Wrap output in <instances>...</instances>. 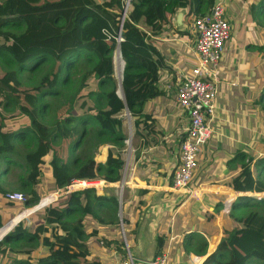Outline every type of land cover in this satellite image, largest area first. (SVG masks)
I'll use <instances>...</instances> for the list:
<instances>
[{
	"label": "trees",
	"instance_id": "trees-1",
	"mask_svg": "<svg viewBox=\"0 0 264 264\" xmlns=\"http://www.w3.org/2000/svg\"><path fill=\"white\" fill-rule=\"evenodd\" d=\"M123 2L0 0V175L8 170L1 169V163L14 161L11 156L17 142L25 140L24 143L30 146L25 155L26 174L22 183L29 195L18 214L44 196L66 188L74 179L121 180L125 164L121 151L126 148L124 115L127 110L134 121V138L140 139L136 161L141 160L145 147L160 145L164 141L158 117L145 111L148 101L165 93L159 86L162 65L156 37L165 26L173 23L179 9H187L191 18L208 12L215 0H131L123 22V40L119 43ZM260 4L263 5L264 0ZM256 6L258 4H252V8L256 9ZM118 49L124 61L118 59L116 63L119 77L124 65V99L117 93L115 78L114 54ZM33 57L35 63L30 65L28 61ZM72 69H76L79 75L76 90H73ZM27 70L33 72L31 74L46 73L36 84L27 85L23 81ZM92 77L96 78L99 90L81 94ZM63 89L72 95V105L78 101L83 115L76 123L70 114H61L57 121L49 123L47 118L52 116L54 103L45 100L60 98L65 94ZM94 97L95 104L92 102ZM258 101L264 117V87ZM95 125L100 143L108 142L111 146L104 161L98 162L92 155L79 163L77 157L61 156L66 147L72 154L87 135V128L95 129ZM73 138L76 143H72ZM58 140L62 143L58 144ZM262 151L263 155L259 157L240 150L236 152L229 162L246 159L248 162L227 180V184L240 192H264V148ZM140 165L138 175H141ZM44 166L52 169L55 179L59 178L55 190L50 192L44 186L39 187ZM174 171L169 183H172ZM137 189L135 199L139 198L138 203L135 201L130 210H126L125 201L122 203V223L131 249L140 217L149 204L144 199L149 190ZM0 192L7 193L1 185ZM221 205L222 201L217 204L216 212H220ZM261 205L264 206V197L257 199L244 195L239 198L226 215L216 249L204 264H250L252 259L257 260L255 264H264V212L250 209L246 214L238 213L250 206ZM108 209L116 213L119 209V198L114 190H107L104 194L93 189L68 194L30 214L29 220L35 218L33 223L18 222L0 241V247L19 245L18 253L27 254L25 258L12 256L10 264H103L101 257L93 253L95 244L106 246L108 250L115 247L121 255L126 253L121 221L111 224L103 214ZM205 216L212 225L210 233L205 232L216 235L218 228L213 225L214 214L205 212ZM1 217L0 212V229L5 225ZM97 222L102 226L98 227ZM2 234L3 229L0 236ZM156 242L155 256H158L167 251L169 235L165 231L157 234ZM34 243L36 245L31 249H24ZM207 248V239L196 232L183 238L184 259H190L192 253L205 255ZM39 249L44 253L38 254ZM9 250L14 251L4 247L0 254L5 255Z\"/></svg>",
	"mask_w": 264,
	"mask_h": 264
},
{
	"label": "crops",
	"instance_id": "crops-1",
	"mask_svg": "<svg viewBox=\"0 0 264 264\" xmlns=\"http://www.w3.org/2000/svg\"><path fill=\"white\" fill-rule=\"evenodd\" d=\"M249 1L225 0L226 15L231 24V38L235 32L237 20L242 22V31H244L245 37L243 40H232L226 45L220 64L221 82L218 89V103L222 113L221 117L215 121V133L199 156L198 170L193 177V184L195 185L230 186L227 184V179L242 169L240 166L234 165L240 160L229 162L236 152L240 150L248 155H257L258 153L256 157L260 154L263 155V151H260L259 147L258 150L254 149L259 139L260 126L258 125L257 114L261 113L259 112L258 100L264 87V84L261 83L264 77V56L261 57V55L256 54L250 42L254 35L252 28L256 29L259 25L248 13L252 4H256L258 0ZM190 23L191 18L187 15V9L181 8L175 14L173 23L165 26L163 32L156 37L162 65L159 86L165 93L157 99L148 101L145 104V111L152 112L158 117L164 141L160 145L145 147L141 160L136 161V157H134L133 162L129 163L130 167L126 177L132 183L156 186L170 184L172 172L179 161L181 131L185 118L180 113L176 101L175 74L177 70L188 72L193 66L191 48L195 36L191 31ZM160 115L164 119H161ZM242 146L247 147V149H242ZM138 165H140L141 175L137 174ZM204 172L207 173L205 177H202L204 179L197 180L201 176L200 174ZM138 190L137 188L133 190L132 200L128 201L130 205H133L135 201L138 203L139 198L135 199ZM233 194L234 192H232ZM225 198L223 193H208L197 199L156 189L149 190L144 196L149 204L139 220L134 242V255L141 259L155 256L156 235L165 231L169 235L168 249L171 253L168 264H196L195 258H201V256L192 253L189 256L190 259L183 258V238L196 232L200 237L204 236L207 239V251L213 252L222 236L228 214V212L222 214L221 209L220 212H216L215 208ZM9 202L5 195L0 194V208L1 205L12 207L4 215L0 209L2 221L5 222L4 226L14 219L19 212L18 206H15L18 201ZM19 203L23 206V203ZM32 207L26 208L21 216L3 227L4 234L2 236L15 225L20 217L32 212L34 209ZM205 212L215 216L213 225L218 228L216 235L206 233L212 230V225L206 219ZM30 216L28 215L23 219L29 221L28 224L33 223V219H35L29 220ZM213 240L214 242H212ZM4 247H9L14 251L9 250V253L5 255L0 254V264H10L12 256L22 258L27 256V254L18 253L19 248L13 244H4L0 249ZM24 249L29 250L31 248L25 247ZM105 249L106 252L103 255L108 256L109 259L104 261L102 255L98 254L102 263L114 264L116 253L120 254V252L115 247L110 250ZM202 260L203 258L200 259V261Z\"/></svg>",
	"mask_w": 264,
	"mask_h": 264
},
{
	"label": "built area",
	"instance_id": "built-area-1",
	"mask_svg": "<svg viewBox=\"0 0 264 264\" xmlns=\"http://www.w3.org/2000/svg\"><path fill=\"white\" fill-rule=\"evenodd\" d=\"M123 1L122 22L117 37L119 43L123 40V22L126 19L130 4V0ZM190 27L195 36L191 48L193 66L188 72L177 70L175 74L176 101L180 113L185 118V123L181 131L182 139L179 161L174 169L172 183L163 186H156L128 182L126 179V173L130 165L127 163L125 176H123L122 180L112 182L104 178H98L95 180L74 179L66 188L58 189L55 192L44 196L40 201L32 205L33 207L29 206L34 208L33 211L19 218L15 225L28 217V215L35 211L43 210L45 207L58 201V199L63 196L90 189H93L100 194H104L107 190H116L119 194L120 190H123L125 187L135 186L137 188H145L148 190L156 189L167 193L181 194L188 198L194 197L197 199L202 198L208 193H223L226 198L221 205L222 214L228 212L232 208L234 202L242 195L252 196L257 199L264 197V192H240L236 191L231 186L193 184V177L199 166V156L215 133V121L221 117L222 113L221 107L218 103V89L219 83L221 82L220 64L226 49V43L231 38V24L226 15L225 0H215L208 12L203 15L192 16ZM125 113L130 114L128 110ZM133 137L134 132L131 128L130 136L126 138L125 142L132 140ZM232 192L236 195L233 196ZM252 192H254V194H252ZM122 196L123 192L118 196L121 202L123 200ZM5 198L8 201H18L21 203H26L28 200V196L20 191H9L5 194ZM25 210L26 208L14 219L18 218L19 215H22ZM15 225H13L9 232ZM121 225L125 240L124 249L126 253L124 255L116 253L117 255L114 264H168L169 249L161 255L154 256L150 259L136 257L126 239L122 221ZM5 235L0 238V241ZM101 243H103V241ZM211 253L212 252L207 251L205 255H202V261H200L201 258H195L196 264H204Z\"/></svg>",
	"mask_w": 264,
	"mask_h": 264
},
{
	"label": "rangeland",
	"instance_id": "rangeland-1",
	"mask_svg": "<svg viewBox=\"0 0 264 264\" xmlns=\"http://www.w3.org/2000/svg\"><path fill=\"white\" fill-rule=\"evenodd\" d=\"M31 1L33 3H39V2H43L45 0H31ZM261 1L262 0H258L256 3V4H258V6H256V9L251 8L248 11V13L250 14V17L254 18L255 22L259 25V27L256 29L252 28V32L254 34L253 38L255 37L256 39L252 38V40H250V42L256 51L255 53L261 55V57H262V56H264L263 55V52H264V33H261V32H264V4L261 5L260 4ZM248 2H250V1L248 0ZM225 5H226V3H225ZM243 32L244 31H242V22H241V20L240 21L237 20V25H236L233 37L227 41L226 45L229 44V42H231L232 40H237V41L243 40L245 37ZM35 49H37V48H35ZM257 49H259V50H257ZM117 53H118V51L115 52V54H114V62L117 60ZM35 60H36V58L33 57L28 62L30 65H33L35 63ZM31 73H33V72H31L30 70H27L24 72L23 81L27 85L28 84L29 85L36 84L40 80L41 76L43 74H45L46 72H44L43 74L42 73L31 74ZM66 73H67V69H65V71H64V74H66ZM71 73H72L73 80L75 81V84L73 86V90L74 89L76 90L75 86H76V81L79 80V75H78L76 69H72L70 71V74ZM115 78L117 81L118 90L121 91L120 88L123 89V86H122L123 74H122V77L121 76L119 77V75L117 73V69H116V63H115ZM261 83L264 84V77L262 78ZM91 90H94V91L99 90L98 82H97L95 77H92L90 79L88 86L82 91L81 94H88ZM66 91L67 90L63 89V92H65V94L64 95L62 94V96L60 98H59V96H57V97L47 98V100H45V101L54 103V108H53L52 113H51L52 116H49L47 118V122H49V123L55 122L56 119L58 120V118L61 117V114H64V115L70 114L73 116L74 121L76 123L80 119V116L83 115V111L79 108V105H77L78 101L76 100L72 105V102L70 101L72 98V95L70 96L69 92L67 91V93H66ZM77 95L78 94H76V96ZM92 102H93V104L96 103L95 97L93 98ZM258 104H259V110H260L259 112L262 113L261 102H259ZM261 113L257 114L258 125L260 126L259 127V139H258L257 144L255 145L256 148L254 149V150H258V147H259L260 151L263 150V148H264V117H262ZM160 117H161V119L163 118L162 115H160ZM81 127H82V125H81ZM131 128L133 129V132H134L133 118L129 113H125V115H124V134H125L126 138H128L130 136ZM94 130H95V132H94ZM96 130H97L96 125H95V129L93 127L87 128V132H88L87 135H85L83 137L82 142L77 146L75 151H73L71 154L70 148L66 147V150L63 153H61V156L62 157L69 156V158L77 157L79 163L86 161L92 155L95 157V159L98 162L105 160L107 150L109 148H111V146L107 144L108 142L107 143L106 142L100 143L98 135L96 134ZM71 141H72V143H76V138H73ZM24 142H25V140L16 143V150H15L14 154L11 156V159L15 158L13 162L1 163V169L8 168V170L6 173L0 175V185L3 188V190H6V192L20 191V192L25 193L26 195H29L24 190L23 184H22L24 181V176L26 174L25 155H26L27 151L30 150V146L27 144V142L26 143H24ZM61 143H62V141L58 140V144H61ZM125 143H126V148L121 151V155L125 161V164H124L122 171H121V177L122 178H123V176H125L126 164L130 163V162L132 163L134 160V157L136 155L135 151H136L137 147L140 145V139L133 137L132 140L126 141ZM242 149L245 150V149H247V147L242 146ZM114 150L116 151L117 149L114 148ZM257 155H258V153H257ZM257 155H254V156H257ZM261 155H259V156H261ZM247 162L248 161L246 159L244 161H239L237 163H234V165H237V166H240L241 168H243L244 166H246ZM128 170H127V172H128ZM197 170H198V168H197ZM197 170H196V172H197ZM43 172H44L43 179L41 180V183L39 182L40 183L39 187L40 188H42L43 186L46 187L47 192L55 190L54 187L58 184L59 178H58V180L55 179V177L53 175V171L49 167L46 168V166H44ZM205 174H207V173H205V172L201 173L200 174L201 176H199V178H197V180L204 179L202 177H205ZM195 175H196V173H195ZM59 176H60V174H59ZM126 176H127V173H126ZM122 178H121V180H122ZM126 178H127V181L129 182L130 180L128 179V177H126ZM229 179H227V180H229ZM54 180H55V182H54ZM136 188L137 187H135V186L125 187L123 190H120V192H119V194H121L123 192L122 197H123V201L126 202V206H125L126 210L127 209L130 210L132 207V205H130L129 202L132 200L131 196L134 194L133 190ZM116 193L118 194V191H116ZM0 194L4 195V193H1V192H0ZM119 194H118V196H119ZM15 206L16 207L18 206V210H20L24 205L21 206L20 203L17 202V205H15ZM11 208L12 207L7 206V205L6 206L1 205L0 209L2 211V214L4 215L5 212L9 211ZM250 209H259L260 211L264 212V206L261 205L259 207L250 206L248 209L241 210L238 213L239 214H246V212ZM231 211H232V208L228 212H231ZM103 214L107 219L111 220V224H115L116 222H118V220L121 221L122 215H123V210L121 211L120 209H118V212L116 213L113 210L108 209V210H105ZM96 225H98V227H101L102 223L97 222ZM21 243H23V241ZM35 245L36 244L34 243L32 245L29 244L27 246L31 248V247H34ZM131 245H132V251L135 253L134 242H132ZM14 246L16 247L17 245H14ZM104 247L106 248V246H103L101 244H99V245L95 244L93 246V253L102 255V257L104 258V261H106L109 258H107L108 256L106 257V255H103L104 252H106V249ZM16 248H21V246L18 245ZM36 252L38 254L44 253V251L42 249H39V251H36ZM256 262H257L256 259H252L250 261V264H255Z\"/></svg>",
	"mask_w": 264,
	"mask_h": 264
},
{
	"label": "water",
	"instance_id": "water-1",
	"mask_svg": "<svg viewBox=\"0 0 264 264\" xmlns=\"http://www.w3.org/2000/svg\"><path fill=\"white\" fill-rule=\"evenodd\" d=\"M131 1V0H130ZM130 3V2H129ZM119 51V53H120V49L118 50ZM117 93H118V95L121 97V98H123L124 99V92H123V95H121L120 93H119V90L117 91ZM119 209L122 211V202L121 201H119ZM19 216H21V215H19ZM21 218V217H20ZM17 219V218H16ZM122 220V219H121ZM11 221H13V219L11 220ZM2 229V228H1ZM9 232V231H8ZM7 232V233H8ZM154 256H152L151 258H153ZM146 259H150V258H146Z\"/></svg>",
	"mask_w": 264,
	"mask_h": 264
},
{
	"label": "bare ground",
	"instance_id": "bare-ground-1",
	"mask_svg": "<svg viewBox=\"0 0 264 264\" xmlns=\"http://www.w3.org/2000/svg\"><path fill=\"white\" fill-rule=\"evenodd\" d=\"M118 59H121V57H120V53L118 52L117 53V60L114 62V64L115 63H117L118 62ZM122 60V59H121ZM123 71H124V65H123ZM123 71H122V74H123ZM122 77V76H121ZM120 90H122V93L119 91V93L121 94V95H123V89L122 88H120ZM103 157V156H102Z\"/></svg>",
	"mask_w": 264,
	"mask_h": 264
}]
</instances>
